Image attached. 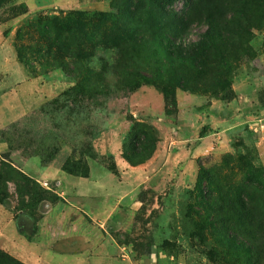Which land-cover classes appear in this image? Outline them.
<instances>
[{"label":"rangeland","instance_id":"obj_1","mask_svg":"<svg viewBox=\"0 0 264 264\" xmlns=\"http://www.w3.org/2000/svg\"><path fill=\"white\" fill-rule=\"evenodd\" d=\"M186 1L159 15L152 0L0 5V158L57 195L29 214L9 182L0 250L19 261L58 251L64 222L86 221L133 264H264V0ZM187 10L177 43L220 12L233 19L230 43L167 55L157 34ZM135 123L143 151L155 146L135 164L144 170L122 156ZM135 189V206L122 204ZM243 196L262 229L252 248L235 237L249 227Z\"/></svg>","mask_w":264,"mask_h":264},{"label":"trees","instance_id":"obj_2","mask_svg":"<svg viewBox=\"0 0 264 264\" xmlns=\"http://www.w3.org/2000/svg\"><path fill=\"white\" fill-rule=\"evenodd\" d=\"M6 0H0V5ZM152 8L156 14H168V7L174 5L177 0H152ZM197 0H187V4L194 6ZM193 4V5H192ZM191 11H185L182 15L177 16L175 22L171 23L170 26L161 27V31L157 36L161 37V46L167 55L173 56L177 49H191V52L195 55L204 54L205 52L217 49L220 52V46L223 43L228 44V37L232 32L230 27V22L233 19L227 18L225 13L220 12L218 15L209 14L202 21L206 24V30L201 35V37L195 41H190L187 45H182V43H177L175 39L176 33L183 32L188 26L189 22L192 20L190 16ZM198 20V19H197ZM189 21V22H188ZM158 22L156 23V25ZM238 26L241 28L242 24L240 20H237ZM244 26V25H243ZM243 28V27H242ZM227 39V40H226ZM226 40V41H225ZM177 48V49H176ZM236 56V54H234ZM221 74V71H219ZM143 78L150 83H153V79L147 75H143ZM171 82V78L169 79ZM154 84V83H153ZM161 92L163 93L165 100H168L171 96V92L168 85H159ZM141 128L139 123H135V127L129 136V142L126 148L122 152V156L129 161L131 164H139L147 160L153 153L155 146L152 145L149 151H143L141 148L142 138L145 137L146 133L143 130L138 131ZM204 129V128H203ZM202 129V130H203ZM202 130L200 134H202ZM63 168L71 173L70 169L66 168V163H64ZM86 176V175H85ZM12 182L15 185V190L17 195L21 197V206L25 208L29 214L37 208V205L45 199H56L57 195L51 193L49 190L41 187L34 179L23 173L22 171L15 168L11 163L6 161L4 158H0V203H2L8 197V183ZM196 187L202 189V181L199 178L196 182ZM240 201L243 203L244 210L242 212L243 217L248 221L246 225L248 228L242 230L241 233L236 232L235 237L245 238L248 242L250 248L253 246V239L258 237V232L262 229L259 228L257 231L254 226V218L252 216V211L248 207V203L244 196ZM247 203V204H246ZM240 206V204L238 205ZM237 206V207H238ZM241 207V206H240ZM21 209V208H20ZM261 229V230H260ZM240 236H239V235ZM261 253V252H259ZM261 256V255H260ZM263 256V254H262ZM261 256V257H262ZM0 264H23V262L10 256L7 252L0 250Z\"/></svg>","mask_w":264,"mask_h":264},{"label":"crops","instance_id":"obj_3","mask_svg":"<svg viewBox=\"0 0 264 264\" xmlns=\"http://www.w3.org/2000/svg\"><path fill=\"white\" fill-rule=\"evenodd\" d=\"M211 116L213 117L212 114ZM245 118L252 119L253 115L249 112ZM121 163L123 166L127 165L123 158H121ZM149 165L150 163L147 161L143 165H135L132 167L144 170ZM59 170L57 172H59ZM58 175H60V173H58ZM147 177L149 178L150 176L148 175ZM145 179L142 177L140 181L135 180L136 184L138 185V183L143 184L147 182L148 179ZM136 195L137 189L133 190L130 195H122L120 199L125 200V202L122 204H128L130 206L132 202L135 201ZM116 202L121 201L116 198ZM86 212L89 213L88 211ZM64 223H66V225L63 229H61L59 236L62 240V245H59L58 251H52L50 253L44 254H39L37 251H35L33 254H29L30 252H27L29 255L26 257L18 256V258L24 264H41L42 262H44V264H53L54 261H60L64 264H133L131 257L126 254L124 246L121 247L118 243L112 242L102 233L100 238V233L98 231L101 232V230L98 227L95 228L91 223L86 221L79 223L74 222L71 225L68 221ZM90 233L93 234V237H91ZM6 240L7 243L5 244H7V247L11 249L14 243L13 236H9V238ZM10 242L12 244H9Z\"/></svg>","mask_w":264,"mask_h":264}]
</instances>
